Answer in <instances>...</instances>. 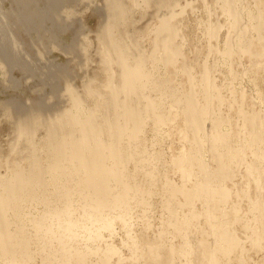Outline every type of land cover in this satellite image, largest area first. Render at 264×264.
Masks as SVG:
<instances>
[{
	"label": "rangeland",
	"instance_id": "rangeland-1",
	"mask_svg": "<svg viewBox=\"0 0 264 264\" xmlns=\"http://www.w3.org/2000/svg\"><path fill=\"white\" fill-rule=\"evenodd\" d=\"M187 99L205 132L220 118L229 175L203 165V133L180 140ZM258 121L264 0H0V261L264 264ZM181 146L192 203L175 186Z\"/></svg>",
	"mask_w": 264,
	"mask_h": 264
},
{
	"label": "bare ground",
	"instance_id": "bare-ground-1",
	"mask_svg": "<svg viewBox=\"0 0 264 264\" xmlns=\"http://www.w3.org/2000/svg\"><path fill=\"white\" fill-rule=\"evenodd\" d=\"M239 12L238 10L234 7L232 10V16L233 17H238ZM261 51H254L252 52L253 55H260ZM204 85L205 87L202 89L204 92H207L209 90V85L206 83V79L204 77ZM185 111L189 113V116L193 117L194 119L189 118L188 124L184 123L178 130V135H180V140H183L186 138V133H190L193 135V140L196 146L199 145V139L196 137V134L199 136L204 135L205 139L201 138V140L206 144L207 148L211 151V159H212V165L209 164L207 161L203 162V165L210 170H217L218 172L222 174L229 175L231 173V170L234 168V166L239 162L236 161V158L231 157L230 155V145L224 146L223 152L217 151V146L219 145L220 142L224 144V141L221 140V130L219 128L218 122L220 120L219 117L215 119L214 124L211 127V130L209 132H205L203 126H204V114H200L197 104L195 102H192L187 99L186 101V106H185ZM239 113L242 114L244 120H250L251 122L257 121L252 118H249L247 116V113L243 110H238ZM261 123V126L264 124V121H258ZM200 126L202 127V131L198 133ZM118 137V131L116 134V140ZM251 143V139L247 136H245L243 139H241V145L242 147H246ZM246 144V145H245ZM242 156V152L240 155V159ZM189 156L186 155V152L183 149V146H181V152H180V159L178 160V164L182 165L180 168V176H181V181L177 187V190L179 192H183L186 196V200L188 203H192L193 200L195 199V196L197 192L201 189V183L195 182L191 188H186L187 182L193 180V170L190 168V166H187ZM193 158V157H192ZM196 159V158H195ZM192 166L194 170H197L199 174H202L201 168L198 166V162H192ZM91 167V164L87 165V168ZM90 169V168H89ZM206 182H210L208 179L205 178ZM120 184L122 183L121 180L118 181ZM186 185V186H185ZM204 189H209L208 186H203ZM226 189L222 188V192H225ZM260 216L264 218V212L260 213ZM260 237H264V225L262 227V230L259 231ZM216 240L220 242L221 248L225 252H229L232 247L238 245V240L231 236L226 229H220L218 233L215 235ZM190 246V243H188ZM257 242L254 243V247H257ZM0 247L2 250L6 252V255H9V242L4 239H0ZM191 249L188 247L187 251ZM187 253V252H186ZM238 264H245V260L242 257V255H239L237 258ZM3 262L0 261V264Z\"/></svg>",
	"mask_w": 264,
	"mask_h": 264
}]
</instances>
